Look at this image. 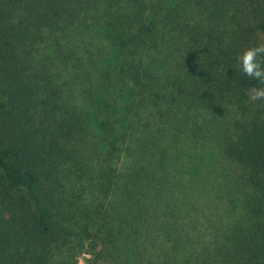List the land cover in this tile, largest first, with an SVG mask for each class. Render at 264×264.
Returning a JSON list of instances; mask_svg holds the SVG:
<instances>
[{
	"label": "trees",
	"instance_id": "obj_1",
	"mask_svg": "<svg viewBox=\"0 0 264 264\" xmlns=\"http://www.w3.org/2000/svg\"><path fill=\"white\" fill-rule=\"evenodd\" d=\"M263 36L264 0H0V264H264Z\"/></svg>",
	"mask_w": 264,
	"mask_h": 264
},
{
	"label": "clouds",
	"instance_id": "obj_2",
	"mask_svg": "<svg viewBox=\"0 0 264 264\" xmlns=\"http://www.w3.org/2000/svg\"><path fill=\"white\" fill-rule=\"evenodd\" d=\"M264 54V47L247 49L241 58V67L244 75L264 83V64L257 61V57ZM264 97V90H257L253 99Z\"/></svg>",
	"mask_w": 264,
	"mask_h": 264
},
{
	"label": "rangeland",
	"instance_id": "obj_3",
	"mask_svg": "<svg viewBox=\"0 0 264 264\" xmlns=\"http://www.w3.org/2000/svg\"><path fill=\"white\" fill-rule=\"evenodd\" d=\"M263 39H264V36H263ZM1 174V173H0ZM3 184V181H2V178L0 177V186ZM92 258H91V255L89 254H81L78 258V263L77 264H87L88 261H90Z\"/></svg>",
	"mask_w": 264,
	"mask_h": 264
}]
</instances>
